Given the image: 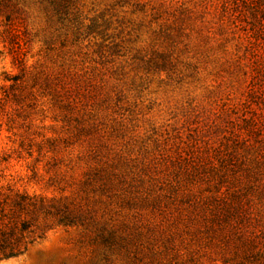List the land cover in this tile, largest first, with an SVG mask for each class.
Masks as SVG:
<instances>
[{
	"label": "rangeland",
	"instance_id": "obj_1",
	"mask_svg": "<svg viewBox=\"0 0 264 264\" xmlns=\"http://www.w3.org/2000/svg\"><path fill=\"white\" fill-rule=\"evenodd\" d=\"M9 190L80 219L0 264H264V0H0Z\"/></svg>",
	"mask_w": 264,
	"mask_h": 264
},
{
	"label": "trees",
	"instance_id": "obj_2",
	"mask_svg": "<svg viewBox=\"0 0 264 264\" xmlns=\"http://www.w3.org/2000/svg\"><path fill=\"white\" fill-rule=\"evenodd\" d=\"M78 218L70 212L68 204H61L55 197L11 190L0 192V256H18L29 244L42 238L43 227L71 225Z\"/></svg>",
	"mask_w": 264,
	"mask_h": 264
}]
</instances>
